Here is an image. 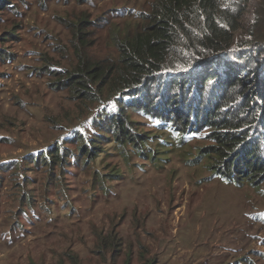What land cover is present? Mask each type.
I'll list each match as a JSON object with an SVG mask.
<instances>
[{"label": "rangeland", "instance_id": "374dc122", "mask_svg": "<svg viewBox=\"0 0 264 264\" xmlns=\"http://www.w3.org/2000/svg\"><path fill=\"white\" fill-rule=\"evenodd\" d=\"M152 1L0 0V264H264V182L214 174L198 154L208 130L182 142L135 112L154 139L140 156L93 122L99 103L55 85L70 25L116 59L110 32ZM262 15L250 0L236 37Z\"/></svg>", "mask_w": 264, "mask_h": 264}, {"label": "trees", "instance_id": "16d2710c", "mask_svg": "<svg viewBox=\"0 0 264 264\" xmlns=\"http://www.w3.org/2000/svg\"><path fill=\"white\" fill-rule=\"evenodd\" d=\"M249 2L153 0L134 24L110 32L116 59L93 58L87 26L73 23L72 55L55 85L69 84L78 98L99 103L93 122L140 156L154 139L139 136L135 112L182 142L191 131L208 130L199 159L221 179L257 186L264 182V15L248 38L236 37Z\"/></svg>", "mask_w": 264, "mask_h": 264}]
</instances>
